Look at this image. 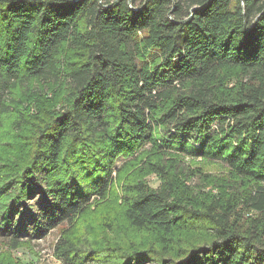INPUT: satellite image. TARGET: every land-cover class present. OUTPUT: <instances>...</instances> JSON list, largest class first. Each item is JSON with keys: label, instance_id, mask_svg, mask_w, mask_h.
<instances>
[{"label": "trees", "instance_id": "16d2710c", "mask_svg": "<svg viewBox=\"0 0 264 264\" xmlns=\"http://www.w3.org/2000/svg\"><path fill=\"white\" fill-rule=\"evenodd\" d=\"M0 16V127L16 87L68 85L34 148L4 164L12 248L74 224L108 195L119 158L149 145L122 204L150 237L100 263L264 264V0H0ZM179 156L220 163L234 184L195 189ZM81 252L63 235L54 247L63 264H87Z\"/></svg>", "mask_w": 264, "mask_h": 264}, {"label": "rangeland", "instance_id": "374dc122", "mask_svg": "<svg viewBox=\"0 0 264 264\" xmlns=\"http://www.w3.org/2000/svg\"><path fill=\"white\" fill-rule=\"evenodd\" d=\"M3 36L4 27L0 21V38ZM73 56V53L68 49L63 54L65 59ZM61 78L56 82H42L33 79L12 91L10 96L12 110L4 115L3 124L0 127V185L3 184L5 176L8 177L6 173L10 166L4 165L8 161V157H11L9 162H14L33 149L37 135L36 130L46 124L49 119L48 114L52 112L53 106L56 104L57 107H61L65 101L68 85L65 82L66 77L62 75ZM230 85H233V81L230 82ZM157 152L146 145L135 156L120 157L111 172L113 183L108 195L105 198L94 197L87 210L74 224L62 223L40 239L29 236L31 240H25L18 249L12 248L9 245V240L0 233V264H63L54 255V247L62 235L72 238L81 246V256L85 257L87 264H101L103 259L109 261L115 255L122 254L123 250L132 245L134 241L146 238L144 234L147 233H139L128 226L124 218L122 198L126 183L147 172V170L141 171L142 161H145L150 154ZM136 156L137 158L134 159ZM163 158L167 160L171 157L163 155ZM179 159L181 162L178 166L184 170L187 184L195 189L219 193L222 188L218 185L234 184L228 169L220 163L188 156H179ZM97 167L99 166H89L87 172L93 171ZM67 168H71V165H68ZM197 169L200 170L196 171V175H193V171ZM144 178L153 187L160 185L158 176L153 173L144 176ZM207 179L214 181L215 186L205 185ZM1 191L0 189V193ZM6 194H0L1 215L5 211L2 207L9 204L11 200L9 197L4 203L6 197L11 195ZM39 197L40 195H38ZM32 203L34 200L25 202L27 205ZM109 228L111 229L109 230ZM142 235L144 236L142 237ZM147 235L149 236V234ZM114 258L116 262L123 260L122 256ZM145 264L152 263L146 262Z\"/></svg>", "mask_w": 264, "mask_h": 264}]
</instances>
